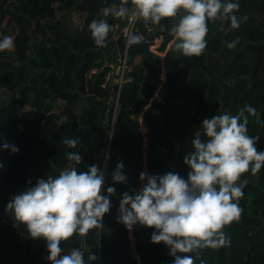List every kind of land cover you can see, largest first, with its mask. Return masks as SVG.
<instances>
[{
	"label": "trees",
	"instance_id": "trees-1",
	"mask_svg": "<svg viewBox=\"0 0 264 264\" xmlns=\"http://www.w3.org/2000/svg\"><path fill=\"white\" fill-rule=\"evenodd\" d=\"M222 2L239 3L235 14L241 24L231 29L229 22L209 21L201 56L184 57L167 49L173 39L169 30L174 18L161 20L164 43L158 53L164 56L151 54L140 43L128 49L131 83L120 93L119 108L124 100L134 101L137 115L115 117L106 160L112 114L107 111V93L100 87L101 75L87 77L100 67L111 33L106 47H97L88 25L93 19H104L110 25L114 16L104 17L103 10L118 6L120 0H63L62 4L59 0H0V40L5 36L14 40L12 51L0 52V145L18 148L12 153L0 147V225L4 228L0 248L8 234L7 245L15 246L22 258L21 244L12 238L17 230L29 239L22 244L30 249L23 258L25 264H50L46 241L31 239L24 225L14 227L6 205L20 190L50 175L42 167L48 155L39 150V144L59 143L67 127L89 133L102 123L98 149L103 150L101 162L106 164L104 191L106 194L111 186L116 194L110 197L112 207L103 217V227L91 229L75 247L81 245L86 262L90 253L97 257L89 264H173L170 249L163 242L150 241L154 229L137 223L129 231L117 221L122 194L141 188V172L164 175L172 171L186 178L190 169L183 161L194 150V133L203 119L216 114L237 115L246 105L254 107L257 116L245 112L248 135L259 136L255 147L264 151V0ZM10 3L16 7L11 16ZM236 37L240 38L236 48L228 49L227 42ZM57 108L64 114L61 126L54 122ZM37 128L41 136L35 134ZM121 161L127 180L115 183L112 173ZM77 171L87 170L77 167ZM244 180L248 181L243 193L250 198L252 221H243L250 222L242 228L239 219L224 228L230 234L234 254L226 256L221 248L214 249L211 264H264V247H260L264 166L256 175L250 171L242 174L238 183ZM65 245L66 241L60 243L63 250Z\"/></svg>",
	"mask_w": 264,
	"mask_h": 264
},
{
	"label": "clouds",
	"instance_id": "clouds-1",
	"mask_svg": "<svg viewBox=\"0 0 264 264\" xmlns=\"http://www.w3.org/2000/svg\"><path fill=\"white\" fill-rule=\"evenodd\" d=\"M239 8L238 2L222 0H120L118 6L106 7L103 16L142 19L154 25L163 18H174L169 30L172 49L190 58L203 54L209 21L229 22L231 29L239 28L241 18L235 14ZM88 29L95 45L106 47L111 29L107 21L93 19ZM141 40V36L129 34L127 46L131 48ZM239 40L236 37L227 42V48H236ZM13 49V37L0 40V52ZM245 112L258 115L254 107L246 105L237 115L225 112L202 120L191 142L194 150L184 157L190 169L186 178L172 171L164 175L141 172V188L126 191L120 198L117 221L129 231L137 223L154 229L150 241L163 242L170 249L173 264H194L193 256L183 254L196 253L198 258L202 249L230 244L224 228L239 221L243 211L239 201L248 183L238 181L242 174L250 171L256 175L264 166V151L255 147L259 136L248 135ZM78 142L76 138L63 141L70 148ZM0 147L12 153L18 151L7 143ZM67 160V169L58 176L40 178L34 186L14 195L6 211L11 213L14 227L24 225L31 239L46 241L50 264H89L97 259L95 255L90 253L87 262L80 248L62 255L60 243L73 235L84 237L91 229L102 228L103 217L112 207L110 197L116 193L110 186L105 194L104 173L96 165L78 172L75 165L82 162V157L70 152ZM122 169L121 161L112 173L113 182H126Z\"/></svg>",
	"mask_w": 264,
	"mask_h": 264
},
{
	"label": "rangeland",
	"instance_id": "rangeland-1",
	"mask_svg": "<svg viewBox=\"0 0 264 264\" xmlns=\"http://www.w3.org/2000/svg\"><path fill=\"white\" fill-rule=\"evenodd\" d=\"M61 2V0H59ZM63 3V0H62ZM58 4V3H57ZM16 11V7L14 5V3H10L9 4V9H8V14L11 16L12 14H14ZM141 101V99H139ZM61 103V102H60ZM62 104V103H61ZM136 106H135V102L134 101H127L124 100L121 103V107L119 108L117 114H116V118H124L125 116H132V118L134 116L137 115V113H134V110H136ZM138 109V108H137ZM53 117H54V122L55 124L61 126L63 124L64 121V114L61 113L60 109L57 108V110H55L53 112ZM99 127L98 129H95L97 131H93V132H86V133H81L80 130L75 131V129H73L72 127H67L65 129L62 130V134H61V139L59 141V143H55V144H39L38 148L39 150L48 155V160L46 161L47 164L43 161V169L44 171L48 172V174H50L49 176H56L57 174H59L61 171L67 169L69 161L67 160V154L70 152H76L78 155H80L82 157V162L79 165H75L77 166L79 169L81 170H87L90 166L92 165H96L97 167H101L100 169L103 171L104 173V177H105V169H106V164L105 161L102 160L101 162V157L103 156V150L102 149H98L99 146V137H98V131L102 128V123H99ZM104 132L106 131L107 126H104ZM38 129V128H37ZM103 132V133H104ZM36 135L41 136V132L38 129L35 132ZM81 136V137H80ZM65 138H76L79 140V142L77 143L75 148H70L67 145H65L63 143ZM31 148H34V146L32 145ZM106 153L104 150V157H105ZM74 164V162H73ZM52 166H53V170H52ZM52 170V172H50L49 170ZM38 173V172H37ZM23 190H20L18 192L21 193ZM249 200L250 198L246 195H243V197L240 199L239 201V206L242 208V214H241V221L242 222L240 224V226L243 228L245 226H248L250 221H246V223L244 224L243 221L249 219L251 220V218H253V212L251 209V206L249 205ZM252 221V220H251ZM4 228H2V226L0 225V232H3ZM226 235L230 238V234L227 230H224ZM8 234L3 236V239L1 241V245L3 244L2 248H0V264H25V259L28 256L29 253V248L26 247L25 245H22L24 240L27 241V236H23L21 233L14 232V234L12 235V238L14 237L15 241H18L19 244H21L20 246V253L22 256L19 257L17 256L19 254V250L15 249V246L10 245L8 246L6 243V239H8ZM81 237L78 235H73V237L69 238L68 240H66V245L64 248V251L62 253L63 254H67L72 248H82L81 245L75 247L76 242H78V240ZM29 240V239H28ZM77 240V241H76ZM231 240V239H230ZM22 242V243H21ZM260 247H264V232L261 233L260 236ZM214 249L211 248H205L199 251V257L197 258V254L193 253L194 259L196 264H201V261H203V264L207 263V264H211V260L214 256L213 254ZM221 251L222 254L226 255V256H230L232 254H234L233 252V247L230 241L229 246L227 247H221ZM25 256V257H24Z\"/></svg>",
	"mask_w": 264,
	"mask_h": 264
},
{
	"label": "built area",
	"instance_id": "built-area-1",
	"mask_svg": "<svg viewBox=\"0 0 264 264\" xmlns=\"http://www.w3.org/2000/svg\"><path fill=\"white\" fill-rule=\"evenodd\" d=\"M111 39L110 47L100 59V67L92 70L87 79L93 76L101 75L100 87L105 90L107 111L112 114V122L108 127L107 144L105 150V159L107 160V151L113 137V120L116 117L119 108V97L122 89L131 83L128 76L131 65L128 61L127 36L129 34L142 37L141 43L147 47L151 54L164 56V53H158V49L164 43V25H154L151 22H144L142 19H117L112 18L110 24ZM119 42H122L120 45ZM172 48V41L167 45V49Z\"/></svg>",
	"mask_w": 264,
	"mask_h": 264
},
{
	"label": "crops",
	"instance_id": "crops-1",
	"mask_svg": "<svg viewBox=\"0 0 264 264\" xmlns=\"http://www.w3.org/2000/svg\"><path fill=\"white\" fill-rule=\"evenodd\" d=\"M59 2H60V1H59ZM60 4H62V0H61Z\"/></svg>",
	"mask_w": 264,
	"mask_h": 264
},
{
	"label": "water",
	"instance_id": "water-1",
	"mask_svg": "<svg viewBox=\"0 0 264 264\" xmlns=\"http://www.w3.org/2000/svg\"><path fill=\"white\" fill-rule=\"evenodd\" d=\"M173 50V49H172ZM175 52V51H174Z\"/></svg>",
	"mask_w": 264,
	"mask_h": 264
}]
</instances>
